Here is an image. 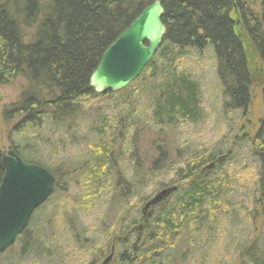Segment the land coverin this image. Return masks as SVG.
Returning a JSON list of instances; mask_svg holds the SVG:
<instances>
[{
	"label": "trees",
	"instance_id": "obj_1",
	"mask_svg": "<svg viewBox=\"0 0 264 264\" xmlns=\"http://www.w3.org/2000/svg\"><path fill=\"white\" fill-rule=\"evenodd\" d=\"M155 1L0 0V87L19 78L27 82L18 103L3 112L4 120L18 122L14 131L21 139L45 124L66 141L76 138L82 126L98 139L87 140L86 153L77 162L56 159L51 166L38 157L40 150L28 156L21 151L44 144L11 147L25 162L47 168L56 178L54 201L74 198L79 208L64 209L63 218L59 209L53 215L37 209L5 264L28 256L65 260L63 250L54 253L51 245L59 227L71 236L75 264L103 263L113 247L110 264H185L199 246L200 234L213 228L209 221L217 222L212 213L229 200L235 182L223 180L224 168L208 171L204 166L232 138L229 116H248L255 77L252 52L260 66L264 105V0H159L167 33L156 56L134 86L96 94L90 76L104 52ZM209 49L216 60L227 131L211 150L180 138L182 126L197 127L207 117L200 84L179 71L180 59ZM107 96H117L113 105L98 101ZM259 125L251 148L264 169V122ZM4 153L0 147V185ZM169 172L175 177L159 188L172 185L177 191L145 215L148 184ZM80 185L84 192L74 195L71 188ZM253 192L255 207L249 214L245 210L252 230L236 247L240 264H264L263 235L260 246L254 240L259 219L264 230V184L257 181ZM91 198L105 199L94 236L80 222L83 203ZM131 230L135 232L128 236Z\"/></svg>",
	"mask_w": 264,
	"mask_h": 264
},
{
	"label": "rangeland",
	"instance_id": "obj_2",
	"mask_svg": "<svg viewBox=\"0 0 264 264\" xmlns=\"http://www.w3.org/2000/svg\"><path fill=\"white\" fill-rule=\"evenodd\" d=\"M251 58V70H253V85L250 89L251 92V106L247 117L239 115H231L229 119H232L231 125L233 126V135L229 143L224 146L222 153H220L215 161L216 167L224 168L221 177L229 181H234V185L231 191V196L227 202H225L224 209H218L212 213V217L215 216L217 222L209 221L210 225L212 223L213 227L209 231H204L200 234L201 242L198 247H195L188 255L185 264H240L242 259L237 257L236 247L239 241L247 238L251 232V226L249 225V219L246 218V211L249 214L254 209V205L251 203L253 198V186L257 184V181L264 184V169L260 168L259 161L252 154L251 139L254 137L255 132L259 129V124L264 122V105L262 103V93L263 84L259 81V67L257 63L258 59L252 54ZM181 66L179 71L181 73H187L192 76V78L200 84L201 94H202V106L206 110L207 117L203 120L197 127L188 124V126H182L181 139L183 142L192 143L196 145L204 146L206 149L211 150V148L218 144V141L222 143L221 136L225 132L226 125L221 120V108H222V93L220 91L217 71H216V60H214V55L209 49L203 53L201 52H189L180 59ZM136 84V83H134ZM132 84L131 86H134ZM26 80L19 78L13 84L6 87H0V92L3 94V99L0 102V147L5 152L8 153L11 147L31 145V143L44 144L42 147L34 149H28L26 151L24 148L21 150L25 156H28L31 152H38L40 150L38 157L42 158V161L46 165H52L53 161L64 160L71 162H77L80 157H82L87 150V140L97 141L94 139L96 132L90 131L88 133L87 128L84 126L80 130L77 129V136L73 140H63L59 133H54V129L50 124H45L43 128L32 131L25 136L23 139L16 136L14 127L17 125V121L7 122L4 119L5 110L10 109L13 105L17 104L23 90L26 88ZM115 97H105L101 98L100 101L105 105H113ZM241 115V114H240ZM220 120V121H219ZM249 121V122H248ZM195 127V128H193ZM70 134H72L70 132ZM87 134V135H86ZM152 134V133H149ZM36 139V140H35ZM29 141L31 143H29ZM220 143V144H221ZM35 150V151H34ZM227 155H231V159H228ZM208 163L205 167L211 166L213 162ZM215 169V168H214ZM208 171H211L208 170ZM222 171V170H221ZM174 178V173L162 174L158 176L153 182L149 183L146 190V195L151 196L149 199L155 197L158 192L162 189L159 188V183L169 184L170 178ZM259 184V183H258ZM169 187H177L169 185ZM167 187V188H169ZM72 193L74 195H80L84 192L85 187L81 185L77 188L72 187ZM165 189V188H164ZM52 196L47 203L42 206L41 211L43 215H50L55 209H59L58 216L63 218V210L66 209L69 212L74 209L79 208L77 205V200L69 199L68 202L53 199ZM71 198V197H70ZM148 199V200H149ZM52 202H51V201ZM104 198L96 201L94 198L86 200L82 206L80 222L83 226L89 230L90 236H94V229L97 228L101 213L103 212ZM40 210V209H39ZM141 210V208H140ZM37 211V210H36ZM138 209L136 208L131 216L135 217ZM37 213V212H36ZM35 215V214H34ZM37 215V214H36ZM39 216V220L43 218ZM53 217V218H52ZM52 223L55 224L57 220L55 216H52ZM261 220L259 219L255 235L256 246H260L261 237L264 238V230L262 231ZM61 227L63 223L60 224ZM255 230V229H254ZM262 231V232H261ZM52 236V234H51ZM71 236L62 228H58V237L54 241L51 238L52 244L55 245L54 253L57 249L63 250V255L65 260L58 258V256H38L37 257H24L21 262L15 261L10 262L11 264H75V256L71 253ZM254 243V244H255ZM17 244V243H16ZM187 245V244H186ZM16 246L12 247L5 253L0 255L1 264L6 257L10 258L14 256L13 251ZM109 256V255H107ZM106 256V257H107ZM88 258L87 256L85 257ZM104 260V259H103ZM102 264V262L100 263Z\"/></svg>",
	"mask_w": 264,
	"mask_h": 264
},
{
	"label": "water",
	"instance_id": "obj_3",
	"mask_svg": "<svg viewBox=\"0 0 264 264\" xmlns=\"http://www.w3.org/2000/svg\"><path fill=\"white\" fill-rule=\"evenodd\" d=\"M164 12L161 2L155 1L107 48L90 76V87L96 94L120 93L139 79L158 53L167 33L162 18ZM2 99L0 92V102ZM2 158L6 172L0 185V254L11 248L16 238L26 231L36 210L52 196L55 183L47 168L25 162L13 149ZM212 166L206 168L210 170ZM176 191V187H169L158 192L144 205L143 213L147 215ZM133 232L135 230L128 236ZM114 256L115 247L102 264H110Z\"/></svg>",
	"mask_w": 264,
	"mask_h": 264
},
{
	"label": "bare ground",
	"instance_id": "obj_4",
	"mask_svg": "<svg viewBox=\"0 0 264 264\" xmlns=\"http://www.w3.org/2000/svg\"><path fill=\"white\" fill-rule=\"evenodd\" d=\"M157 1H159V0H157ZM160 2H161V1H160ZM161 5H162V4H161ZM130 25H131V24H130ZM130 25H129V26H130ZM126 30H128V28H127ZM126 30H125V31H126ZM125 31H124V32H125ZM124 32H123V33H124ZM111 45H112V44H111ZM155 56H156V55H155ZM152 59H153V58H152ZM17 123H18V122H17ZM11 149H12V148H11ZM13 150H15V149H13ZM10 151H11V150H10ZM5 154H6V153H4V155H5ZM52 176H53V175H52ZM53 178H54V176H53ZM54 179H55V183H54V187H53V189H52V190H53L52 196L56 197V195H58V194H56V193H58L57 191H58L59 189L56 190V189H57V187H56V178H54ZM176 188H177V187H176ZM165 189H169V188H165ZM162 190H164V189H162ZM162 190H161V191H162ZM171 194H172V193H171ZM52 196H51V197H52ZM51 197H50V198H51ZM50 198H49V199H50ZM153 198H154V197H153ZM49 199H48V200H49ZM150 200H152V198L149 199L148 201H150ZM148 201H147V202H148ZM163 201H164V200H163ZM161 202H162V201H161ZM161 202H160V203H161ZM158 204H159V203H158ZM28 227H29V226H28ZM21 235H22V234H21ZM19 237H20V236H18V237L16 238V241H15V243L11 246V248L14 247V246H16V243H17V240H18ZM11 248H9V249H11ZM9 249H7L6 251H8ZM6 251H5V252H6ZM0 255H1V254H0ZM107 257H108V256H107ZM107 257H106V258H107ZM114 257H115V256H114ZM106 258H105V259H106Z\"/></svg>",
	"mask_w": 264,
	"mask_h": 264
},
{
	"label": "flooded vegetation",
	"instance_id": "obj_5",
	"mask_svg": "<svg viewBox=\"0 0 264 264\" xmlns=\"http://www.w3.org/2000/svg\"><path fill=\"white\" fill-rule=\"evenodd\" d=\"M216 163H218V162L215 161V162L212 163L213 164L212 169H214L216 167ZM212 169H211V171H212Z\"/></svg>",
	"mask_w": 264,
	"mask_h": 264
}]
</instances>
